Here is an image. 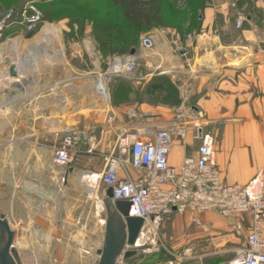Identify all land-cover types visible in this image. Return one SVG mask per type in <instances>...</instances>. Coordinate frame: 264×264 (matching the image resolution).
Masks as SVG:
<instances>
[{"label":"crops","instance_id":"crops-1","mask_svg":"<svg viewBox=\"0 0 264 264\" xmlns=\"http://www.w3.org/2000/svg\"><path fill=\"white\" fill-rule=\"evenodd\" d=\"M198 2L194 0L195 6L189 14V17L198 14V31L182 32L170 25L156 35L158 45L155 53L158 56L144 59L145 52L140 54L136 51L137 73L143 75L141 67L146 65L150 70L147 75L155 70L169 75L178 87V102L158 105L141 102L116 108L119 114L136 116L140 113L146 116L144 121L133 123L127 129L137 132L148 122L155 121L156 113H162L163 122H172L174 112L180 106L189 104L200 107L205 113L202 120L205 132L214 140L213 164L222 179L238 185L254 182L255 187L264 190V3L262 0ZM240 15L245 17V22L238 27ZM3 61L0 58V66L8 64L5 58ZM189 65L195 72L187 71ZM2 70L1 78L10 76L6 68V71L4 68ZM184 87L190 98H194L187 104L182 97ZM45 89L41 83L35 87V110L30 116L23 103L24 96L20 94L25 90L15 92L4 84L0 87V212L8 217L16 234L17 226L22 225L25 216L31 215L35 219L37 215H42L31 205L30 194L37 190L46 192L41 187L42 183L47 184V179L53 177L48 166L55 160L43 147L45 133H53L63 126L66 130H78L71 121H79L80 116L76 117L75 111L68 105L62 107V102L57 98L59 94H56L59 91L54 85L46 92ZM179 126V123L169 126L175 129L170 162L177 167H181L187 157L196 155L201 145L194 138L193 122L186 125L184 136L179 134ZM78 134L81 136L78 143L86 145L82 151L89 155L96 154V157H88L89 161L91 158L101 161L105 155L116 150L117 143L109 138L108 133L95 135L87 130ZM44 162L47 164L46 170ZM92 165L88 163L86 173L100 177L103 167L96 163ZM128 172L135 179L141 176V172L131 166ZM124 176L121 173V177ZM49 184L54 185L52 182ZM251 221V216L238 213H172L165 216L159 230L163 238L169 235L172 248H177L176 253L171 251L170 255H183L178 251L182 242L198 235L199 240H210L215 245L213 252L210 250L199 256L200 264H225L230 254L235 255L246 245ZM36 224L39 225L38 222ZM156 237L153 238L155 251H140L129 259L130 264H180L163 261V255L168 256L169 251L160 250L166 245L162 243L159 247L154 243ZM145 242L146 236L141 237L139 243ZM148 259H152V263H147Z\"/></svg>","mask_w":264,"mask_h":264},{"label":"rangeland","instance_id":"rangeland-1","mask_svg":"<svg viewBox=\"0 0 264 264\" xmlns=\"http://www.w3.org/2000/svg\"><path fill=\"white\" fill-rule=\"evenodd\" d=\"M201 1L204 0H199ZM28 2L38 3L39 9L46 18L43 27L50 23L58 30L56 35L51 36V42L59 50L62 49L63 53L62 56L48 54L36 68H19L26 71L25 77L8 85L15 92L19 89L26 91L24 93L21 91L20 94L24 96L23 103L30 116L35 110L33 93L35 87L41 83L44 89H51L54 85L59 91L56 94H59L57 98L62 102L60 103L62 107L66 108L68 105L75 111L76 117L80 116L79 121H71L78 129L77 133L87 130L95 135L108 133L109 138L117 143L124 131L133 123L144 121L146 116L140 115L139 112L136 116H130L127 113L119 114L116 107L131 106V103L141 102L158 105L177 102L180 99L178 87L172 78L157 70L147 75L150 70L146 65L141 67L143 75L137 73L140 77L138 80L129 78L125 74L111 76L108 80L106 98L98 94L95 83L101 75L109 71L113 72L110 67L113 60L129 54L132 48H136L140 54L145 52L144 59H153L158 56L155 53L156 46L151 50L140 48L143 35L150 34L156 38L162 29L170 25L182 32L198 31V14L189 17L195 6L194 0H161L164 24L146 28L128 22L123 16L122 8L115 5L113 0H0V17L18 5ZM187 21L190 23L185 24ZM43 27L32 35L17 28L11 31L8 39H20L22 44L26 45L42 33ZM88 41L93 46V50L87 46ZM8 42L10 41H6L3 45L4 49H0V58L6 60L18 55L7 46ZM45 45L35 51H49L50 48L47 44ZM123 50L125 52L120 53ZM20 53L22 57L27 55L23 49ZM4 66L8 69L9 65ZM4 66L0 67L3 69ZM2 69L0 72H4ZM102 81L105 79L103 78ZM193 99L190 98V101ZM178 112L176 109L174 119ZM154 117L156 122H163L162 113H156ZM63 127L55 129L53 133H45L43 147L48 149L52 159L66 133L65 126ZM78 142L74 147V159L71 164L58 165L55 161H51L48 166L49 173L53 177L48 179L46 177V179L54 185L50 186L49 182L42 183L41 187L46 192L37 190L30 194L31 205L38 214L42 212V215H37L35 219L31 215L25 216L22 225L17 226L18 234H16L15 243L24 264H96L97 249L103 242L107 218L103 204L107 187L101 177L105 160L92 159L96 157V154H90V156L84 153L82 147L86 145ZM88 157H92L91 161ZM88 163L91 166L96 163L103 167L92 192L80 178L82 173H86ZM46 165L44 162V170L47 168ZM160 232L159 230L154 243L159 244V247L162 243L166 245L160 249L164 252L169 251L168 256L162 257L164 262L200 264L199 256L214 250L212 247L215 245L213 246L212 241L199 240L197 235L183 241L182 247L178 250L183 255L175 254L174 257L170 255V252L176 253L177 248H172V239L168 238L169 235L166 239L163 238L164 235ZM148 238L150 235L146 237V241L151 242L147 240ZM185 245L187 246L184 247ZM235 255L230 254L225 264H229ZM152 259H148L147 263H152Z\"/></svg>","mask_w":264,"mask_h":264},{"label":"built area","instance_id":"built-area-1","mask_svg":"<svg viewBox=\"0 0 264 264\" xmlns=\"http://www.w3.org/2000/svg\"><path fill=\"white\" fill-rule=\"evenodd\" d=\"M42 18L43 14L34 2L25 5L20 17H16L14 9L9 10L0 17V49L6 41L13 40L8 39L9 35L3 37L10 28L17 27L37 33L44 24ZM244 22L245 17L240 15L237 26L241 27ZM139 46L143 50H151L156 46V38L145 34ZM137 59V54L129 53L113 60L111 66L119 62L121 68L116 72L109 71L98 79L101 81V78L107 77V87L102 89L103 95L108 94V80L113 75L125 74L129 78L140 79L137 76ZM187 71L195 72L191 65ZM182 97L184 103L190 101L186 87L182 89ZM178 111L172 122L150 121L137 132L124 131L118 138L116 150L104 157L105 167L101 177L107 188H113L114 200L131 201L130 215L145 219L140 238L143 234L146 237L150 235L147 240L151 242L139 243L144 246L141 251H155L153 238L169 214L191 212L202 215L209 211L224 215L238 213L251 216L252 221L246 245L236 251V257L229 264H264V190L255 188L254 182L247 185L225 182L213 164L214 140L205 132V124L202 123L204 111L189 104L180 106ZM190 122L194 124V138L201 145L196 155L187 157L183 165L177 167L170 162L175 129L169 126L179 123V134L184 136L186 125ZM78 141V133L67 129L60 146L55 150L54 160L58 165L73 162L74 147ZM129 166L140 171L141 176L133 178L128 172ZM121 173L125 176L121 177ZM116 264L130 262L122 254Z\"/></svg>","mask_w":264,"mask_h":264},{"label":"water","instance_id":"water-1","mask_svg":"<svg viewBox=\"0 0 264 264\" xmlns=\"http://www.w3.org/2000/svg\"><path fill=\"white\" fill-rule=\"evenodd\" d=\"M136 49L130 51L136 54ZM10 76L17 77L14 65L10 66ZM107 212L102 245L97 250L96 264H116L122 254L126 259L136 256L142 249L139 245L145 219L130 215L131 201L114 200V190L108 187L103 198ZM16 231L8 217L0 212V264H24L15 243Z\"/></svg>","mask_w":264,"mask_h":264},{"label":"bare ground","instance_id":"bare-ground-1","mask_svg":"<svg viewBox=\"0 0 264 264\" xmlns=\"http://www.w3.org/2000/svg\"><path fill=\"white\" fill-rule=\"evenodd\" d=\"M57 33H58V30L52 24L48 23L43 28L42 33H40L36 37L35 40L27 43L26 45H23L22 41L20 39H16V40L8 42L7 46L12 48V51H14V53H17L18 55L17 56H13L9 60H7L9 66H8V69H6V70L9 71L10 66L14 65L18 75H17V77H14L15 79H13L12 76H9V77L5 76L6 77L5 79L0 77L1 78L0 79V82H1L0 83V87L3 84L8 86L9 84L14 83V82H18V81L21 80V78L25 77L24 75H25L26 71L19 70V68H21V67H23V68H27L28 67V69L36 68V67L39 66V62L42 59H45L48 56V54H52V55H55V56H57V55L58 56H62L63 55V53L61 51L62 49L59 50L55 46V44H53L51 42V36L56 35ZM45 44H47V47L50 48L49 51H45V50L44 51H40V52L35 51L38 48H40L41 46H44ZM87 46L90 47V50H93V46L91 45V43H89V41L87 42ZM2 49H4V46L2 47ZM22 49L25 52H27L26 57H22V55L20 53V50H22ZM1 59L3 61L4 58H1ZM4 68H6V66ZM120 68H121V66H120L119 62H116V63L112 64V66H111V70L114 71V72H116ZM102 79L103 78H101V81L98 80L95 83L96 84L95 86H96V89L99 92V94H101L104 98H106L107 95H103L102 89L107 87V84H106L107 83V77L104 78L105 81H102ZM23 81H25V80H23ZM80 178H81V182H83V184L85 183L84 185H86L87 189L92 192L95 189V186H94L95 184L94 183L98 181L99 176L98 175L89 176L87 173H82Z\"/></svg>","mask_w":264,"mask_h":264},{"label":"trees","instance_id":"trees-1","mask_svg":"<svg viewBox=\"0 0 264 264\" xmlns=\"http://www.w3.org/2000/svg\"><path fill=\"white\" fill-rule=\"evenodd\" d=\"M160 1L161 0H113L115 5H118L122 8L125 19L130 23L139 25L141 28H146L152 25L161 26L164 24L162 5ZM34 3L38 8H40L37 2ZM26 4L27 3H23L15 7L14 10L16 12V17L21 16ZM42 19L43 21L46 20L44 15ZM15 29H17V27L10 28L4 33L3 37H6L11 33V31H14ZM27 33L32 35L35 34V31ZM124 52L125 50L120 51V53Z\"/></svg>","mask_w":264,"mask_h":264}]
</instances>
